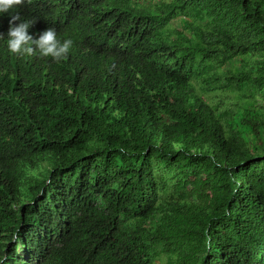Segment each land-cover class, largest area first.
<instances>
[{"label":"trees","instance_id":"trees-1","mask_svg":"<svg viewBox=\"0 0 264 264\" xmlns=\"http://www.w3.org/2000/svg\"><path fill=\"white\" fill-rule=\"evenodd\" d=\"M10 14L73 44L57 62L0 40L5 264H264V0Z\"/></svg>","mask_w":264,"mask_h":264},{"label":"clouds","instance_id":"clouds-1","mask_svg":"<svg viewBox=\"0 0 264 264\" xmlns=\"http://www.w3.org/2000/svg\"><path fill=\"white\" fill-rule=\"evenodd\" d=\"M25 3V0H0V17L9 14L8 29L6 33H0V40L5 42L7 51L16 57L51 58L53 61H61L69 54L73 41L57 38L54 28H47L37 36L29 33L33 21H21L19 15H11V10ZM18 22V23H17ZM18 237L13 236L10 242H15L16 251L19 253L23 245L18 243ZM7 255H0V264H5Z\"/></svg>","mask_w":264,"mask_h":264},{"label":"rangeland","instance_id":"rangeland-1","mask_svg":"<svg viewBox=\"0 0 264 264\" xmlns=\"http://www.w3.org/2000/svg\"><path fill=\"white\" fill-rule=\"evenodd\" d=\"M161 263L164 264V261L163 262L161 261Z\"/></svg>","mask_w":264,"mask_h":264}]
</instances>
